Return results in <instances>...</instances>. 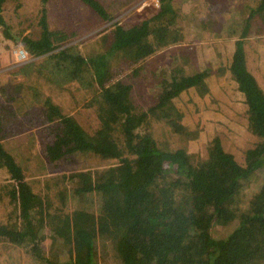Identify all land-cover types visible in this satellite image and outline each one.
I'll list each match as a JSON object with an SVG mask.
<instances>
[{
    "label": "trees",
    "instance_id": "trees-1",
    "mask_svg": "<svg viewBox=\"0 0 264 264\" xmlns=\"http://www.w3.org/2000/svg\"><path fill=\"white\" fill-rule=\"evenodd\" d=\"M7 1L0 0V28L6 38L17 42L4 13ZM159 1L160 7L150 17L131 26L112 23L88 46L98 49L85 47L80 52L81 44L65 46L70 42L67 34L50 27L46 9L40 35L22 38L32 58L46 54V59L56 65L67 63L65 67L75 76L88 67L98 85L92 102L98 124H85L64 114L50 97L43 99V123L58 120L53 140L46 147L48 159L67 163L85 159L96 166L113 160L123 163L122 178L97 190L105 201L100 210L107 214L101 215L105 229L100 235L108 233L112 222L119 227L112 241L121 264H264V182L249 199L244 195L249 180L264 168V87L249 66L245 45L247 38L264 34V0L241 3L227 32L228 37L237 36L233 51L221 67L229 71L241 93L246 104V127L257 138L246 150L244 165L225 148L220 136L207 140L199 152L190 149L194 142L190 138L198 137L202 128L199 123L192 127L185 121L193 98L186 101L184 95L195 89L204 98L212 87L209 66L190 69L185 66L186 59L181 61L176 56L177 61L170 62L175 66L151 71L152 77H146L142 84L154 93L152 102L146 105L137 100L133 83L122 76L129 69L135 74L144 70L138 67L144 59L178 39L179 33L171 29L166 17L174 9L172 0ZM81 2L103 20L113 18L100 0ZM210 11L212 15L213 9ZM6 100L15 103L16 97ZM2 101L0 97V104ZM5 113L9 115L0 107V121ZM12 131L7 129L6 134ZM2 133L5 129L0 124ZM0 168L10 179H24L28 172L26 163L2 143ZM86 174L90 171H78L77 177H85L84 183H88ZM78 191V197L93 199L90 188ZM85 211L80 209L76 215L84 225ZM22 233L16 235L21 237ZM109 233L113 231L109 229ZM83 240L87 259L75 263L68 258L64 264H98L94 240L90 235H83ZM60 261L54 258L62 264Z\"/></svg>",
    "mask_w": 264,
    "mask_h": 264
},
{
    "label": "rangeland",
    "instance_id": "rangeland-1",
    "mask_svg": "<svg viewBox=\"0 0 264 264\" xmlns=\"http://www.w3.org/2000/svg\"><path fill=\"white\" fill-rule=\"evenodd\" d=\"M100 1L113 16L110 21L103 20L81 0H8L6 3L4 13L12 27L13 35L17 36V42L6 38L3 35L4 31L0 28V93L3 94L0 97L5 99V96L7 99V97L14 96L16 102L11 103L5 100L6 103H1V105H4L5 108L8 107L6 110L10 116L17 113L26 114V117L22 115V118L18 117L17 120L21 118L20 122L29 126L23 128L22 130L26 131H20L21 134L18 135L19 138L22 137L24 141H27L28 147H30L26 158L19 159L26 163L28 176L45 174L42 167L37 169L38 164L36 163L39 160L32 162V156L42 151V144L48 145L53 140L54 127L58 123V120L43 123V118L46 119V115L42 113L41 103L45 97H50L64 114L77 117L85 124H98L95 113L96 105L92 104L96 99L94 89L98 85L90 68L85 67L79 75L75 76L70 72L71 68L65 67L67 63L56 65L54 60L46 59V54L32 58L22 43L24 36L38 37L40 35L43 10L46 9L50 27L55 30L60 29L67 34L70 42L65 46L81 44L78 48L80 52H83V48L93 44L95 37L108 29L112 23L119 21L121 24L131 26L150 17L160 7L159 0ZM242 2H247V0H172L171 6L174 9L166 14V17L171 29L174 28L173 31L179 33L178 39L144 59L138 66L145 67L144 70L135 74L129 69L122 76L133 83L137 100L146 105L152 102L154 93L151 87L143 88L142 84L147 80L146 77H152L151 71L175 66L170 62L177 61L176 56L181 61L186 59L187 65L185 66L190 69L209 66L213 72L212 87L204 98L198 96L195 89L188 91L190 94L184 95L186 101L193 98V101L188 103L185 121L190 123L192 127L199 123L202 128V133L198 137L190 138L194 140L193 143H190V149L199 152L203 150L207 140L220 136L225 148L234 153L236 159L244 165L246 150L254 145L257 138L246 127V104L241 93L230 78L229 71L225 68L224 71L221 70V67H224L222 63L229 60L233 51V43L237 36L228 37L230 34L227 32L229 28H232L231 21L236 16V12L240 10L238 8H242L240 7ZM212 9V15H210ZM90 39L93 40L83 45V42ZM245 45L249 66L264 87V34L247 38ZM89 48L98 49V46L87 49ZM21 49L26 51L27 56L19 59L17 54ZM29 61L31 62L30 65L22 70L24 68L22 66ZM92 80L93 83H91ZM41 116L42 119L40 120ZM9 119H13V117H9ZM33 119H38L37 127H34L35 121ZM4 129L6 132L7 128ZM8 130L10 131L12 128ZM31 151L37 152L34 154ZM37 158L39 157L37 156ZM82 163L89 166L82 168ZM90 163L94 164V162L85 159L69 163L62 161L57 163L60 165V168L56 169V175L60 179L58 183L61 184L65 180L73 186L70 192L71 197L66 200L70 202L73 199L78 212L80 209L87 210L85 211L87 218L85 225L83 222H78V218H75L74 221L68 212L61 209L57 211L58 217L53 219L58 227L64 231L67 228L75 229L73 255H58V253L67 252L63 249L40 258L33 257L31 256L33 251L24 245L15 246L14 243L3 241L0 231V237H2L0 238V264H58L59 262H54V258H60L64 261L70 257L75 263L80 259L86 260L88 257L86 254L88 251L87 244L85 245L81 241L82 238H79L78 232L87 236L90 235L94 240L98 248L95 256V261L98 264H106V262L121 264V259L116 253L115 243L112 241L119 227L114 226L112 222L108 226V233L100 235V230L105 229V225L100 223L102 218L105 219L101 215L107 214L100 210L101 204L103 205L105 201L102 200L103 198L100 197L97 190L102 185H111V183H116L122 178L123 163L117 160L100 166ZM82 170L90 171V175L86 174L88 183H84L85 177H77V172ZM260 171L247 184L244 195L248 199L264 182V168ZM73 173L75 176H72ZM8 180H10L9 174L5 169L0 168L1 185ZM78 185L80 187L77 188ZM83 187L93 191V199L87 195L77 196L80 192L78 189ZM107 198L108 196H106V201ZM2 207L3 203L0 199V226L4 218ZM67 221H69L71 228L67 225ZM109 229L113 233H109ZM23 260L24 262L21 263Z\"/></svg>",
    "mask_w": 264,
    "mask_h": 264
},
{
    "label": "crops",
    "instance_id": "crops-1",
    "mask_svg": "<svg viewBox=\"0 0 264 264\" xmlns=\"http://www.w3.org/2000/svg\"><path fill=\"white\" fill-rule=\"evenodd\" d=\"M30 63L29 61L22 67H27ZM0 96H3V94L0 93ZM4 98L5 101L6 97L4 96ZM5 103L6 102L2 101V104ZM0 107L2 108L4 105L0 104ZM22 115L26 117V114ZM22 115L17 113L10 116L5 113L0 121V124L3 125L4 128L14 129L13 132H8L7 134L6 132L2 133L3 135H0V143H2L5 149L17 159H25L28 148L30 149L27 141H24L22 137H18V135L21 134L20 131H26L22 130L23 128L29 127L20 122ZM9 117H13V119H9ZM18 117H21L20 120H17ZM35 117H37V115H35ZM33 120L35 121L34 127H37L38 119ZM47 146L48 145L42 144V151L39 154H35L37 151H31L35 154L32 156V162L39 160L38 163H36L38 164L37 169L42 167L43 172H45L44 175L35 176L36 174H32V176H28V174H26V178L24 179L12 178L3 185L0 183V199L3 203L2 208L4 214L3 223L0 226L3 238H0H2L3 241L14 243L13 245L15 246L24 245L27 249L29 248L33 251V254L31 255L29 252V255L38 258L63 249L67 250V252L58 253V255H73L75 249V229L71 228L69 226V221H67V225L71 229L67 228L64 231L58 227L54 220L58 217L57 211L59 209L68 212L70 218L74 221L78 214L75 201L73 199H71L70 202L66 200L70 199V192L73 186L65 180H63L61 184L58 183L60 179H58L56 175V169L60 168V165H57L59 162L48 159ZM37 156L39 158H37ZM25 211H27L28 214L25 215L23 213ZM23 231L24 233H22L21 237L16 235L18 232ZM13 233H15V235H13ZM83 235L85 234L82 232L78 234L79 238H82V240ZM70 239L71 242H69ZM83 242L85 241L83 240ZM14 254L16 255V253ZM69 259L66 258L64 261L61 259L60 262L64 264L68 262ZM23 262L24 260L21 261V263Z\"/></svg>",
    "mask_w": 264,
    "mask_h": 264
},
{
    "label": "built area",
    "instance_id": "built-area-1",
    "mask_svg": "<svg viewBox=\"0 0 264 264\" xmlns=\"http://www.w3.org/2000/svg\"><path fill=\"white\" fill-rule=\"evenodd\" d=\"M17 56L19 59L25 58L27 56L26 51L23 49L19 50Z\"/></svg>",
    "mask_w": 264,
    "mask_h": 264
}]
</instances>
